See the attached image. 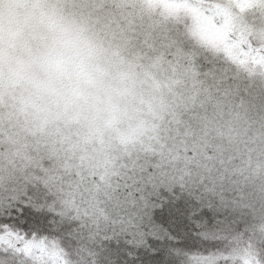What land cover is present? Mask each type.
Here are the masks:
<instances>
[{"label": "snow or ice", "instance_id": "1", "mask_svg": "<svg viewBox=\"0 0 264 264\" xmlns=\"http://www.w3.org/2000/svg\"><path fill=\"white\" fill-rule=\"evenodd\" d=\"M157 70L179 118L87 189L6 103L116 111L110 80ZM0 264H264V0H0Z\"/></svg>", "mask_w": 264, "mask_h": 264}, {"label": "clouds", "instance_id": "2", "mask_svg": "<svg viewBox=\"0 0 264 264\" xmlns=\"http://www.w3.org/2000/svg\"><path fill=\"white\" fill-rule=\"evenodd\" d=\"M7 5L5 8L7 9ZM32 15L31 6L20 3L12 6L5 17L24 19ZM167 72L137 73L128 81L110 80L117 92L112 96L113 111L107 102L89 100L64 109L54 98L43 97L39 105L47 106L51 115L41 112L37 103L25 104L23 99L33 96L31 90L17 91L10 101L16 126L23 133L38 135L43 140H54L57 135L66 145V157L72 171L84 179L85 189L93 173L101 174L114 167L116 154L126 147L153 141L170 120L179 118L175 92L167 85ZM58 113V114H57ZM184 124L197 140L201 138L199 122L188 116ZM226 132H217L213 140Z\"/></svg>", "mask_w": 264, "mask_h": 264}, {"label": "trees", "instance_id": "3", "mask_svg": "<svg viewBox=\"0 0 264 264\" xmlns=\"http://www.w3.org/2000/svg\"><path fill=\"white\" fill-rule=\"evenodd\" d=\"M226 131V130H225ZM222 139L224 141V143H227L228 141V137L225 136H220L219 140ZM153 141H148L147 144H138L135 147H129L125 150V152L121 155V158L117 159V161H119V163L115 164V167H118L120 164L127 162V160L129 159L130 156L135 157V155L137 153L142 152L143 149L147 148L148 145H150Z\"/></svg>", "mask_w": 264, "mask_h": 264}, {"label": "rangeland", "instance_id": "4", "mask_svg": "<svg viewBox=\"0 0 264 264\" xmlns=\"http://www.w3.org/2000/svg\"><path fill=\"white\" fill-rule=\"evenodd\" d=\"M147 142H148V141H146V142L143 143V144H147ZM129 147H130V146H129ZM129 147H126V148L122 149L119 153L116 154V158H115V161H114L115 164L119 163V161H117V159L121 158V155H122V154L125 152V150H126L127 148H129Z\"/></svg>", "mask_w": 264, "mask_h": 264}]
</instances>
